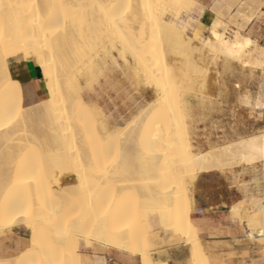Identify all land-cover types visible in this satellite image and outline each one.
Listing matches in <instances>:
<instances>
[{
  "label": "bare ground",
  "instance_id": "1",
  "mask_svg": "<svg viewBox=\"0 0 264 264\" xmlns=\"http://www.w3.org/2000/svg\"><path fill=\"white\" fill-rule=\"evenodd\" d=\"M143 1H145L144 4L146 6H149V4L153 3L154 0H150L151 2H149V0H113L112 3L110 0H94L95 11H93L94 9L91 5L93 0H0V239L5 238L8 234H11L15 229L18 228H22L28 233V241L26 247L18 251L13 257H7L19 259L23 261V264H80V257L77 251V243L72 236V234L74 233L72 232L73 230L71 231V229L75 228L74 230H76V228L78 227L80 229L82 227L85 228L84 225L86 224L87 226L88 224V229L87 227L84 229L87 230L85 234H87L96 244H101L106 247H108L110 244L114 245L117 250L126 252L129 251L130 253H132V255H139L141 258V264H144L145 259H148L149 261H151V264H153L149 249L151 245V241L149 238L150 232L147 231L145 225L143 224L141 213H138L135 210L136 208L132 209L130 213V211H128L127 207L124 205L127 198L126 195L129 193V186L124 184L120 185V183L122 184V182L117 181L118 179L116 178H119V175H122V173H124V171L120 170V167L118 165L117 166L119 167V169H103L100 166V169L102 170L99 169V171H89L91 172V174H93L88 177V179L90 178L88 181H86L88 184L82 180V177V179L79 178L80 176L75 178L74 180H76L77 185H82L80 186L81 188L79 187L78 189H87L82 191H85L83 193L84 196L81 195L82 197H80L81 191H77L78 189L74 190L78 187L75 186L74 188V185L76 184L75 182V184L73 183L74 185L71 183L73 186L69 184V188L67 187L68 185L63 186L58 178L56 179L59 174L56 173L58 174L56 176L52 169V161L56 160L52 159V157L48 155L49 153L44 155L45 158L44 160H42L43 162L45 161V163H41L43 165H41L39 170L37 168L38 166L35 165L33 161H31V156L33 154L39 155V148L38 146H34L31 144L29 146V138L37 140L40 144V147L55 143L59 144L60 146L64 144L63 142H66L67 148L68 146L71 147L70 145L79 146L80 149L78 152H80V156L78 157V159H81L83 161L87 160L91 163H93V161H97L95 162V164L100 162L99 158L109 154L111 150L107 148V145L105 143V128L102 126V128L100 129L101 125L98 127L95 123V120H92L94 119V117H89L91 115L90 113H88L89 111L87 110V106L83 99L79 96H76L77 98L74 99L76 100V104L69 103L70 101L72 102V99L74 98L73 95L75 96L76 91L73 87L68 86V79L70 78L67 77H70L71 75L67 76L64 72V70L67 71V69H64V65L66 66V64L64 63L68 62V60V63H70V61H73L70 60L74 58L71 57L70 53L74 51V49L75 51L79 49H77L78 44L74 43L76 45V48L73 49L74 46L71 48H69L68 46L67 48L73 50L71 51L67 48V50L63 48L64 51L66 50V52H64L62 49H60L61 46H63L61 41L62 39L67 38L68 40H66L69 42L68 45H74L72 44L74 41L72 42L70 40L75 34L79 35L80 37L82 32L80 34L78 32L79 25H81V23H92L93 21L91 19L93 17H96L95 19L97 20L101 18L103 20H109L106 18L110 17V15L107 14L110 4L112 5V10L118 12V14L116 15L117 18L115 17L117 19L116 22L121 25L123 24L122 27L124 26V28H126L127 30H125L124 28L123 29L133 36V38L135 39V43L139 42H137V40L141 37V35H144L147 30L151 31L148 23L153 22L156 33L161 34L162 38H164V44H166V42L168 43V45L166 44L164 46H168L169 55H175L174 50L177 49V46L183 41L181 39L182 35L180 36V34L177 33L178 31L176 32L172 29V27H170L171 29L168 30L167 23L160 21L159 18L157 19L155 13H152L153 11L145 15L141 14L142 11H139L142 10L145 5L143 6V4H141L142 8H139V4ZM155 1L158 2L159 5V3H161L163 0ZM178 1L179 0H169V3L175 4L179 3ZM165 2L168 3L167 0H165ZM228 3H230L229 0H219L215 2V5H217L218 8L220 7V10L223 8V4L227 5ZM9 5H11V7H9ZM124 5L128 7V11L126 13H123L121 9V6ZM151 10H153V8ZM225 10L230 12V9L227 6L226 9L224 7V11L221 10V12L225 13ZM96 11H98V15L100 13V16L94 14ZM237 11L238 12L236 14L239 13V10ZM105 14H107L108 16L104 17ZM95 19L94 21L96 22L100 21H97ZM220 26L221 22L219 20L218 27ZM80 29H84L86 32V28L80 27ZM87 31H89V29ZM217 33L219 36H221L220 32L217 31ZM171 35H174L175 37L177 36L176 39L174 38L175 41L174 39L172 41ZM231 40L233 43L238 42L235 36ZM171 41L172 43H175L174 47L173 45H171L172 47H169V45L172 44ZM245 41H247V39ZM63 44L65 45L67 43H65L64 41ZM145 44L147 45V42H145ZM213 44L215 45L214 49L207 48L206 46H203V49L207 48L209 52H219L220 55L223 54L233 60H240V58H242L243 56V47L236 50L235 58H233V56H231L228 52V46L224 44L223 41L218 44L215 40H213ZM142 45H144V43ZM162 45L163 44H161V46ZM246 45L248 44L243 43V46ZM148 46H145L146 48H144H150ZM199 47L200 46H198V48ZM52 48H54V50ZM163 49L164 48L162 46L161 51H163ZM49 50L52 51V53H54L53 51L57 50L55 51L56 54L54 55H58L57 53H60L58 52L60 50V55H65L70 51L67 54V56L70 55V57H67L65 55L68 58L66 59L67 61L62 57V61L58 66H56L55 64L56 61H53L55 68L59 67V73H56V75H59L57 77L59 78V80H57L58 82L55 81L54 83L53 81L56 79L53 76V62L50 61V58L52 56L49 55ZM151 50L152 49L150 48V51ZM200 50H202V48ZM150 51V54H146V58L148 57V55L152 56V51ZM75 53L72 52L73 55H75ZM46 54L47 58L44 59ZM60 55H58L57 57H59ZM143 55L142 59H144ZM76 56L78 55L76 54ZM54 58L56 59L55 56ZM152 58L153 57L149 58L151 62ZM30 59H33L35 64L41 69L42 78L46 77L45 75H48L46 72L51 74H49L51 80H49L48 78V81H46V88H49L47 87L49 83L54 84L51 86L50 92L49 89L47 90L49 96L51 95L50 93L52 91V87H54L58 83V85L54 87L55 94H53L52 92V94L54 95V99L53 97V100H50L48 98L50 102H53V104L57 103L56 105L58 106H56L55 109H52L55 107V105L52 107L50 105L51 103L48 101V103H45L44 105L41 104V102H43L41 101L40 105L38 106L34 105L31 107H25L23 105L22 88L17 81H14L11 78L8 65L13 61ZM47 59H49L50 65L46 61ZM147 59H145V63L149 62V65L150 61H147ZM239 60L238 62H240ZM56 63L59 64L58 60ZM254 63H256L258 66L264 64V52H260L258 56H256ZM148 65H142L146 80L148 82L154 83L156 88L161 92L163 96V100H161V98L159 102L157 101V103L160 105L164 102L163 104H165L167 100V98L165 97L166 92L169 90L165 87L163 78L160 76V74L152 69L150 65V67ZM45 66L46 69L49 67L48 69L52 70H50V72L48 71V69L45 70ZM67 66L66 68H68ZM55 71H57V69ZM192 71H194V67L192 68ZM70 72L68 70V74ZM71 80L70 82L73 86L74 82H72L73 80ZM163 104H161V106H157V108L155 106L156 104L154 103V105L152 106H155L156 109H154L155 107L152 108L151 106V109H154L153 111L151 110V112H156L155 114L158 115V118H155L157 122L153 120V122L155 123L154 131L152 130L153 133L151 135H149L150 133H147L149 136L146 134L145 137H147L146 139H144V137V140L140 139L143 142H140L137 139L139 138V136H137V138H132L131 135L130 137L126 136L127 138L125 137L126 139L121 142L124 143L122 144L119 157L121 156L122 158H124L123 160H126L125 158H128V156H130V152H132L133 146L135 144H141V146L143 144V148L141 147V158L147 164L148 169L146 173H148L149 179L154 182L155 187L154 191L151 192L148 196L150 198H153L156 202L154 212L147 211V213H149L152 218H156L159 221V225L161 228L173 231L175 235L179 236L183 241H185V243L190 246L191 259L193 262L192 264H207L203 256L201 241L197 238L196 232L192 227L189 219L191 208L187 201V198H181L176 193H172L170 191V188L174 185H172L171 183L175 179H179L180 182L185 181L186 176L184 175L185 173H187L186 166L188 164L196 166L199 173L207 172L208 170H210L209 168L210 165H212L211 163H213L214 166L217 162L219 163V161H222V159L224 158L234 159V163L237 165L260 167L261 178L258 183L262 186L261 195L259 199L254 200L250 208L251 212L254 215V218H257L262 210V206H264V164L259 163V153L260 150L264 148V128L259 134L243 138L239 141H236L235 143H228L227 145L218 146L211 150L193 155V153L191 152L190 142L187 140V138L179 139L180 134L177 127L173 123L174 112L171 109H167L168 107L165 109V105ZM49 105V108H51L50 111H54H52L54 114L51 112L52 115L50 114L48 108ZM57 107H59L60 110H57ZM38 108L39 110H45V108H48L47 110L49 111V115L53 116L51 120H49L52 121V119L56 118V122L52 121L56 124H58L57 122L59 118L57 116L59 114L61 121H64L65 118H67L68 114H70L72 121H78V124L76 125V131H74L75 129H72L75 122H73V125H71L69 123L71 122L69 120L70 118L68 117L69 121L65 122L69 123V125L72 126L70 130L72 129L74 132V134H70V131L68 132L67 129L65 130V132L69 133V139H64L65 135L61 136V134L55 132L50 133V135L46 137L48 132L44 131L43 128H37V126L39 124V127H41L40 122L43 120L45 122V116L48 115L45 114L47 112L44 110L42 113L37 112L38 115L34 114L36 113L35 109L38 110ZM148 111H150V109H148ZM153 113L151 115H153ZM42 114H45V116H42ZM18 115L20 116V119H18ZM36 115L37 117L39 116L38 119L34 117ZM143 115H146V111L144 110H142V113L140 111L138 116L134 117L132 123L130 122L132 125L129 126L133 127L134 130H141L140 125L142 124L141 121ZM36 120H40L38 124H34ZM89 121H91V123L93 122L92 124L90 123L92 126L89 125ZM42 123L43 122H41V124ZM46 123L47 120L44 124L46 127H48ZM50 123L48 124V128H51ZM55 123H53V125H55ZM69 125L67 124V126ZM65 128H63L62 131H64ZM162 130L164 132H162ZM45 132L46 136L43 135V133ZM77 148L75 146L73 154H76L75 150H77ZM66 151L69 152V149H67ZM64 152L62 155H65L66 157L67 154ZM236 152H238V154L235 156ZM65 157L62 156L63 161L66 160ZM75 157L77 156L74 155V157L71 158L76 159ZM111 157L113 158V156ZM114 157L117 158V155ZM120 159L118 160L120 161ZM115 160L116 159L112 161L115 162ZM73 163L74 161L72 162V164ZM175 163L181 165L178 166L175 165ZM82 164L80 163V166H82ZM43 166L44 168H42ZM77 179H79V181H77ZM57 180L60 181V183L57 182ZM52 182L55 184L54 190L50 194L47 192V185H49V183L51 184ZM83 182L86 187L83 186ZM65 187L69 188L68 192L72 194L75 192V197H77L79 194V198L77 197L75 199L76 201L72 204L74 206V212H76V214L71 219H68V216L66 217L69 204H67L65 199H63ZM77 192L79 193L77 194ZM48 194L51 196H48ZM93 212H96L95 216L91 217ZM85 215L89 216L88 219L91 217L90 220H93H85L87 218L85 217ZM89 222H91V224ZM81 223H84L83 226H81ZM5 225L6 227H4ZM57 226H61L62 229H60V231H56ZM84 230H82V233L85 232ZM5 232L7 233V235H4ZM248 237L251 240L256 241L258 244L259 242L263 243V239L261 238L259 233L254 232L248 234ZM102 241H106V243H102Z\"/></svg>",
  "mask_w": 264,
  "mask_h": 264
},
{
  "label": "rangeland",
  "instance_id": "2",
  "mask_svg": "<svg viewBox=\"0 0 264 264\" xmlns=\"http://www.w3.org/2000/svg\"><path fill=\"white\" fill-rule=\"evenodd\" d=\"M110 1L111 3L113 2V0H110ZM151 1L149 0V2ZM163 1L165 2V0ZM163 1L159 3L158 5V2L154 0L153 1L154 4L150 3L151 5L149 4V6H146L144 4L145 1H143L142 3L139 4L140 5L139 8H142L141 4L145 6L142 8V10L139 9L140 10L139 12L142 11L141 14L145 15L153 11L152 13H155V16L157 19L159 18L160 21L167 23L168 30H170L171 29L170 27H172L173 30H175L176 32L178 31L177 33L180 34V36L182 35L181 39L183 41L177 46V49H175L176 52L174 50L175 55H169L168 46L167 47L164 46L166 44L168 45V43L166 42V44H164L165 43L163 41L164 38H162L161 34L156 33L155 31L156 29H155L153 22L148 23L151 31L147 30L146 33L144 35H141V37L137 40V42L138 41L139 42L135 43V39L133 38V36L129 34L127 31H125L127 29L124 28V26L122 27L123 24L121 25L116 22L117 21L116 15L118 14V12L112 10L113 8H112V5L110 4H109V10L107 11V14L110 15L111 19L110 17L106 18L109 20H103L101 18V19H98L100 20L98 21L97 19H95L96 17H93L91 20L95 24L92 22L89 24L81 23V25H79V29L80 27L86 28L87 33L85 32L84 29H80V30L78 29L79 34L82 32L80 37L79 35L75 34L74 36L76 37V39L74 36L72 37V39L69 38L71 39L70 41L72 42L74 41L72 44L74 43L78 44L77 49L79 50L75 51L74 49L76 48L75 44L72 46L68 45L69 42L67 41L68 40L67 38L62 39L61 41L63 46H61L60 49L63 50V48L66 49L68 46L69 48L74 46L73 47L74 51H72L73 49L72 50L69 48L67 49L71 50L73 53L76 52L75 55H73L72 52L70 53L71 57H74L73 59H70V60H73V61H70V63H68L69 62L68 60V62L64 63L66 64V66L69 64L67 66L69 69L66 68V66L64 65V69H67V71L64 70V72L66 73L67 76L71 75L70 77H67V78H70L68 79L69 80L68 86L73 87L74 90L76 91L75 96L73 95L74 98L72 99V102L70 101L69 103H75L76 100L74 99H76L78 96L83 99V101L85 102L87 106V110L89 111L87 112L90 113L91 115L89 117H92V118L94 117V119L92 120L93 121L95 120V123L97 124L98 127L101 125L100 129L102 128V126L105 128L104 130V134L106 136L105 143L107 145V148L111 150V151L109 150L111 154L108 151L109 154H107L106 156H103L104 158L103 157H101L102 159L99 158L100 165L99 163H96L97 164L96 165L95 162L97 161H93V163H91V162H88L87 160L83 161L81 159H78V157L80 156L79 154L80 152H78L80 148L77 145L73 146V145H70L72 144L70 143L68 145H70L71 147L68 146L67 148L66 142H63L65 145L62 143L63 145L59 146V144L55 143L57 145L49 144L48 146L45 145V146L40 147V144L37 140L33 138H29V146L30 144L34 146H38L39 151H40L39 155L33 154L35 156L33 155H32L33 157L31 156V161H33V163L37 165L38 166L37 168L39 169L41 165H43L41 163L43 162L45 158L44 155L49 153L48 155L51 156L52 159L56 160V161H52L53 162L52 169L55 174L56 173L59 174V175L56 174V176L58 175L56 179L58 178V180L61 181V184H63V186L68 185L67 187H69V184L72 185L74 182L76 183V180L74 179L79 176H80L79 178L81 177L83 178L81 179L84 182L88 181L90 179V178L88 179V177H90V175L93 174V173L91 174V172L89 171H93V170L99 171L100 166L103 169L105 168L107 169H111V168L117 169L118 168L119 169L120 167V170L124 171V173H122V175H119L120 177L116 179H118L117 181L122 182V184L120 183V185L124 184V185L129 186V193L126 195L127 198L125 200L124 205L127 207V210L130 211V213L132 209L134 208H136L135 210L138 213L147 212V211L154 212V208L156 205V202L154 201V199L148 196L151 192L154 191L155 187H154V182L149 179V175L148 173H146L148 169L147 164L141 158L142 157L141 147L143 146V144L142 146L141 144L139 145L138 143L137 144L139 146L135 144L133 146L132 152H130L131 153L130 156H128V158H125L126 160H123L124 158H122L121 156L119 157L122 144L124 143V142L123 143L121 142L127 138L126 136L130 137L131 135L132 138H135V137L137 138V136H139V138L137 139L140 142H143L141 140L145 137L147 133L148 134L150 133L149 135L153 133L154 125H155L153 120L157 122L155 118L156 117L158 118V115L155 114L156 112L154 113L151 112V110L153 111L154 109H156L157 106H161V104L164 103L163 102L160 105L157 103V101L159 102V100L163 96L161 92L156 88L154 83L148 82L146 80V77L143 73L142 65L147 66L149 62L145 63V59L147 58L149 59L153 57L152 62L150 59L149 60L147 59V61H150L149 65L152 67V69H154L160 74V76L163 78V83L165 84V87L168 88L169 90L166 92L165 97L167 98V100L165 104H163L165 105V107L164 106L163 107L165 109L168 107L167 109H171L174 112L173 123L177 127L178 132L180 134L179 139L187 138V140L190 142L191 152L193 153V155L205 152L207 150H211L218 146L227 145L228 143L229 144L232 142L235 143L236 141H239L243 138L259 134L262 132V129H263L262 115H261L260 109H256L255 106L249 109L247 107H241L235 104V97L237 95L241 93H246V94L258 97L261 87L264 86V69H262L256 63H254L256 56H258L260 52H264V21H261L259 14L258 13L253 14L250 12L249 9H241L239 10L238 14H236L238 12L236 9H232L230 10V12L225 10V13H224V12H221V10L224 11V7L226 9V5L223 4L222 5L223 8L221 7L222 9L219 10L220 7L218 8L217 5H215V2L219 0H213L212 2L214 4L213 6H216V7H213V10L216 16L214 18H218L221 22V26L217 28V31L221 33V36L224 37L225 34L227 33L231 37V39H233L234 36L236 37L235 33L239 32L240 33V37L238 41L239 43H244L246 39L251 40V44L243 46V51H244L243 56H242L243 59L240 58V60L239 59L233 60L223 54L220 55L219 52H209L207 48L203 49V45L201 46L199 43L195 41H193L191 44L188 43V41L191 39V37L189 36V32L192 30V26H193L192 24L197 22L196 19L192 17L193 14L196 12L197 8H189L186 5L192 4V3L199 5L196 0H179L178 1L179 3H175V4L169 3V0H167L169 4L166 2L164 3ZM229 1L235 2V3H239L240 1L242 2V0H234V1L229 0ZM94 3L95 2L93 0L91 4L94 9V10L92 9L93 11H95ZM152 8L153 10H151ZM121 9L123 13H126L128 11L127 10L128 7L126 5L121 6ZM143 10H144V13H143ZM96 12L94 14H97V16H100V13L98 15V11ZM107 14H105L104 17L108 16ZM94 19L97 20L98 22L94 21ZM173 27L176 29H174ZM179 28H181L182 30ZM88 29L89 31H87ZM81 30H84V31H81ZM177 33H174V34H177ZM171 37L173 41V39L174 38L176 39L177 36L175 37L174 35H171ZM73 39H75L77 42ZM64 41L67 44L64 45L63 44ZM145 42H147V45L145 44ZM143 43L144 45H142ZM161 44H163L162 45L164 48L163 51H161V48H162ZM171 45H173L174 47L175 43L173 42L172 44L169 45V47ZM176 45H177V42H176ZM145 46L146 47L148 46L152 49L151 50L152 56L148 55V57L146 58V54H150L149 53L150 48L145 49L146 48ZM198 46L200 47L198 48ZM142 47L143 48L145 47V48L143 49ZM80 48H81L82 53L80 52ZM201 48L202 50H200ZM52 49L54 50V48ZM66 50L65 51L63 50V51L66 52ZM55 51H53L54 53H52V51L50 50L48 52H50L49 55L53 57L52 58L50 56L53 59L52 60L50 58V61L53 62L55 60L57 62L58 60L59 64H57L54 61L56 66L60 65V62L62 61V57L64 60L68 59L67 57H70V55L67 56V54L70 51L69 52L67 51L68 53L65 54L67 57L64 54L63 55L61 54L62 56L60 55L61 50L58 51L60 53H57V54L60 56L57 57L58 55H54L56 54ZM47 54L44 57V59L47 58ZM76 54L79 57L76 56ZM142 55L144 59H142ZM54 56L56 57L57 60L54 58ZM75 60L77 63L75 62ZM238 60L240 62H238ZM46 61L49 64L50 62L49 59H47ZM54 62L52 63V66L54 69L53 70L54 75L53 74L52 75L55 77L56 80L54 81L52 80L53 83L55 81L58 82L57 80H59V78H57L59 75L58 74L56 75V73H59V70H58L59 67L55 68ZM44 65H47V64H44ZM193 67H194V71H192ZM195 67L197 70L195 69ZM44 68L45 70H47L49 67L46 69V66H45ZM56 69L57 71H55ZM50 70L52 69H48L49 72ZM68 70L69 72L71 71L69 74H68ZM46 73L48 75H45L46 77L42 78V87L46 93V97H45L46 100L44 99L43 102H41V104L43 105L45 103L47 104L48 102H50L49 99L50 100L54 99V95H53L55 94L54 87L58 85L57 83L54 87H52V91L50 93L52 96L50 95L51 96L50 98L47 90L49 89V92H50L51 90L50 88L54 84L49 83V85L47 86L49 88H46V81H48L47 79L49 78V80H51L49 77L50 73L48 72ZM218 76L220 79L219 85L216 83ZM70 80L74 82L73 86ZM233 83H239L241 85V89H235L234 87H231ZM220 85H225L224 92L227 94L223 97V99H221ZM113 94H115L117 97L123 95L126 99H128L129 104L122 106V110L126 113V118L115 120V117H121V115H119L120 111L113 112L108 103V100L107 102H104L105 101L104 98L106 99V97H110ZM136 97H139V100H136L135 99ZM161 100H163V98ZM230 101L233 105L232 107L228 106ZM50 103L52 107L55 105V107L52 109H55L56 106H58L56 105L57 103L53 104L52 101ZM154 103L156 104L155 105L156 107L152 106L154 105ZM38 105H40V103L37 104V106ZM50 105L48 106V108L50 107ZM71 105H74V104H71ZM221 105H223V107ZM151 106L152 108L154 107L155 108L151 109ZM213 106H214V111L212 110ZM48 108H45V110L43 109L44 111L47 112V113L45 112L44 113L48 116H45V114H42V116L44 115L46 117V119L45 118L44 119H45V122L47 120L46 125L49 127L48 124L52 121L56 122L57 119L55 118V119H52V121H50L53 116L49 115V111L51 110V108H49V111L47 110ZM57 108H58L57 110H60L59 107ZM147 108L150 109V111H148ZM38 110L35 109L36 113L34 114H37V112L39 113L43 112L42 109H40L41 111L40 110L38 111ZM142 110L146 111V115L145 116L143 115L144 117L142 116V121H141L142 124L140 125L141 130L135 129L136 130L135 131L133 127L129 125H132L131 123L134 117L138 116L140 111L142 113ZM52 111H50L51 115L54 112ZM205 112H207L208 114L207 117H205ZM152 113L155 116L151 115ZM37 115L34 117L38 119L39 116L37 117ZM59 115L58 116L56 115L59 118L57 122L59 125L56 124L55 122H52L50 123L51 128H48L45 126L44 120L41 121L43 122L42 124L40 122L41 127H39L38 122L42 118L38 121L36 120V122L34 121L35 122L34 124H38L37 128L39 129L43 128L44 131L48 132L47 136L45 135L46 132L43 133V135H45L46 137H48L50 133L55 132V133L61 134V136L65 135L64 139L66 138L69 139V133L74 134L73 130L75 129L74 131H76V125L78 124V121L76 120L72 121L70 114H68L67 118H65L64 121L63 120L61 121L60 120L61 118L59 117ZM212 116H222L223 119L213 122L212 126L209 127L208 129L207 135H205V133L202 130V125L206 118H210ZM68 117L70 118L69 120L71 122L69 123L71 125H73V122L76 123V124L74 123V126H73L75 128H73L71 125H69V123H67L69 121ZM18 119H20V116ZM53 123H55V125H53ZM90 123L91 121H89V125L92 126L91 124L93 122L91 124ZM217 123L220 125L219 131H217V128H216ZM67 124L69 126H67ZM71 127L73 129V130L71 129L72 132L70 130ZM63 128H65L64 131H62ZM66 129L68 130V132L69 131L70 132L69 133L65 132ZM163 130L162 132H164ZM146 137L144 139H146ZM75 146L76 148L78 147L77 150L75 151H76V154L78 153L79 155L78 154L76 155L75 153L73 154ZM70 148L71 149L73 148L72 151ZM67 149H69V152L66 151ZM61 151L63 152L65 151L64 153L67 154L66 157L65 155H62L63 152ZM71 153L73 154V156ZM237 154L238 152L235 153V156ZM74 155L77 156L75 157L76 159L71 158V157H74ZM116 155H117V158L114 157ZM62 156H64L66 160L63 161ZM111 156H113V158ZM114 159H116L115 162L112 161ZM118 159H120V161ZM72 160L74 161L73 164H72L73 162ZM232 162H235V160L224 158L222 159V161H219V163L217 162L214 166H213V163H211L212 165H210L209 169L212 170L215 168L217 171H219L225 168H229L233 165H237ZM43 163H45V161ZM80 163L81 164L83 163L82 166H80ZM94 164L96 167L94 166ZM88 165H91V166H88ZM175 165L179 166L181 164L175 163ZM44 166L42 168H44ZM88 168H91V169H88ZM93 168H97V169H93ZM186 171L187 173H185L184 176H186L187 179L185 178L184 182L182 181L180 182L179 179H175L171 183L174 186H171L170 191L172 193H176L181 198H187V201L191 208V216H192L195 214V211H196V207L194 203L191 204V201L194 195L193 184L197 176L200 175V173L202 172L199 173L197 170V167L191 164H188L186 166ZM58 180L57 182L60 183V181ZM77 181H79V179H77ZM84 182L82 184H84ZM52 183L51 184L49 183V185H47L48 187L47 192L50 194L54 190L55 183L53 184ZM75 186H78L76 189H74V190H77L82 185H77L76 183L74 185V188ZM83 186L86 187L85 184ZM67 187H65L63 199H65L67 204H69L67 208L66 217L68 216V219H71L76 214V212H74L75 209L72 204L76 201L75 199L79 196L78 193L80 191H81L80 197L84 196L83 193L85 191L84 192L82 191L85 190L86 188L83 190L78 189L77 191L79 190L80 191L77 192L78 196L75 197L74 196L75 192L73 194L68 192V189L70 187L69 188ZM48 196H51V195L48 194ZM248 207H249V204L244 205V207L242 206L240 208L242 211L245 210V208L247 209L245 212H243V216L241 218H244V219L254 218L253 213L251 212V210H248ZM95 213L96 212H93L91 217L95 216ZM85 217H87L85 219L87 220L89 216L85 215ZM90 218L88 220H90ZM92 220L93 219H91L90 221ZM84 223H81L82 224L81 226H83ZM89 223L91 224V222ZM84 226L86 228L88 224L87 226L86 224ZM78 228H76V230H78ZM85 228L83 227L81 229L79 228L78 231L74 230L75 228L71 229V231L73 230L72 232L74 234H72V236L75 239L77 246H78V241H79V248H78L79 253L83 254V251H86L87 249L97 250V251L104 250L105 248H102L99 245L94 244L95 242L87 234H85L87 232V230H84ZM56 229H57L56 231L58 230L60 231L62 227L57 226ZM82 230H84L85 232L82 233ZM150 232H151L150 239L152 243L150 245L151 248L149 247V249L151 252L152 250L164 244L163 243L164 234L157 222L153 224ZM154 235L157 237L156 238L153 237ZM171 237L178 238L174 236H171ZM84 244L86 246H90L92 244L94 245L92 247H86ZM259 245H261L262 253H263V243L259 242ZM108 247L115 248V246L111 244ZM121 252H124V251H121ZM127 252L132 255V253H130L129 251ZM0 258H6V256L4 257L0 256Z\"/></svg>",
  "mask_w": 264,
  "mask_h": 264
},
{
  "label": "crops",
  "instance_id": "3",
  "mask_svg": "<svg viewBox=\"0 0 264 264\" xmlns=\"http://www.w3.org/2000/svg\"><path fill=\"white\" fill-rule=\"evenodd\" d=\"M196 1L201 6L192 16L196 21L198 17H204V23H207L208 20L215 17L213 0ZM8 69L11 78L17 81L22 88V99L25 107L37 105L45 99L42 72L32 59L13 61L9 63ZM104 100L107 102V99L104 98ZM119 115L121 117H115V120L126 118V113L123 110L120 111ZM225 171L235 177L231 184H229L228 176L224 174ZM260 175V167L233 165L219 171L214 168L203 172L195 179L191 204L194 203L196 210H201V214L191 216L190 212L189 219L197 238L201 241L203 256L207 264H260L263 255L261 245L245 235L243 229L237 230L234 223V220L239 221L243 212L247 210L245 208L242 211L240 209L242 206L249 204L248 210H250L254 200L260 198L262 190L261 184L258 183L261 178ZM212 186L215 187L217 195L210 199L204 193L206 189ZM233 207L237 209L235 217L232 213ZM141 219L149 232L155 222L159 225V221L152 218L147 212L141 213ZM161 230L164 234V244L150 252L152 263L186 264L188 261L192 262L190 246L175 235L173 231L163 228ZM150 236L151 232L149 238H151ZM153 237L156 238L157 236L154 235ZM27 241L28 233L22 228L15 229L11 234L0 239V256H14L26 247ZM94 244L84 245L92 247ZM96 245L105 249L98 251L87 249L81 254L78 251V241L77 251L80 264H97L98 261L113 260L117 256L123 264H141L140 256L137 254L131 255L126 251L121 252L101 244Z\"/></svg>",
  "mask_w": 264,
  "mask_h": 264
},
{
  "label": "snow or ice",
  "instance_id": "4",
  "mask_svg": "<svg viewBox=\"0 0 264 264\" xmlns=\"http://www.w3.org/2000/svg\"><path fill=\"white\" fill-rule=\"evenodd\" d=\"M189 8H199L200 5H197L195 3L186 5ZM230 10L236 9H249L251 13L255 14L258 13L260 16L261 21H264V0H242V2L239 3H228L226 5ZM11 7V5H9ZM216 7V6H213ZM219 24V20L216 18H213L211 20H208L207 23H204V17H198L197 22L193 23L192 30L189 32V36L191 39L188 41L189 44H191L193 41L199 43L200 45L206 46L207 48L214 49L215 45L213 44V40H215L218 44L223 41L224 44L228 46V52L233 58H235L236 50L238 48L243 47V43H233L231 40V37L226 33L224 37H221L217 33V27ZM237 41H239L240 33H235ZM244 43L251 44V40H247ZM260 67L264 69V64H261ZM216 83L220 84L219 76L217 78ZM231 87H234L235 89H241V85L239 83H233ZM225 85H220V91H221V99L225 95H227L224 92ZM108 100V103L112 109L113 112L121 111L123 105H128L129 101L126 99L123 95L117 97L115 94L111 95L110 97H106ZM136 100H139V97L135 98ZM235 104L239 105L241 107H247L249 109L253 108L255 106L256 108L260 109L261 112H264V86L261 87L259 91V96H252L246 93H241L235 97ZM223 107V105H221ZM229 107H232L231 101L229 102ZM214 111V106L213 109ZM208 114L205 112V117H207ZM223 119L222 116H212L210 118H206L204 120V123L202 125V130L207 135L209 127L212 126L213 122ZM217 131L220 130V125L216 124ZM259 163L264 164V148L260 150L259 153ZM228 176L229 184L235 179L234 176L229 175L227 171L224 173ZM223 183V181H221ZM210 199L217 195L215 191V187L212 186L205 190V193ZM237 212V209L235 207L232 208L233 217H235ZM234 223L236 225V229H243L245 235L251 234V233H259L262 239H264V206H262V210L257 218H241L239 221H235ZM6 227V225L4 226ZM4 235H7L5 232ZM102 243H106V241H102ZM0 264H23V261L12 258V257H6V258H0ZM97 264H123L119 256L115 257L113 260L104 259L103 261H98ZM144 264H151V261L148 259H145ZM171 264V262H169ZM186 264H192L191 261L186 262ZM260 264H264V255H262V258L260 260Z\"/></svg>",
  "mask_w": 264,
  "mask_h": 264
},
{
  "label": "built area",
  "instance_id": "5",
  "mask_svg": "<svg viewBox=\"0 0 264 264\" xmlns=\"http://www.w3.org/2000/svg\"><path fill=\"white\" fill-rule=\"evenodd\" d=\"M262 115V124L264 128V112H261ZM195 214H201V210H196ZM263 255H264V239H263Z\"/></svg>",
  "mask_w": 264,
  "mask_h": 264
}]
</instances>
